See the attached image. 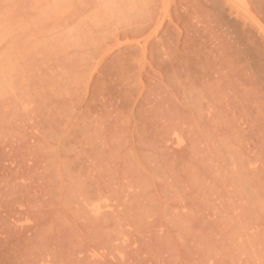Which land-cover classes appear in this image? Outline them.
Here are the masks:
<instances>
[{
    "label": "rangeland",
    "instance_id": "rangeland-1",
    "mask_svg": "<svg viewBox=\"0 0 264 264\" xmlns=\"http://www.w3.org/2000/svg\"><path fill=\"white\" fill-rule=\"evenodd\" d=\"M225 1L0 0V264H264V0Z\"/></svg>",
    "mask_w": 264,
    "mask_h": 264
},
{
    "label": "bare ground",
    "instance_id": "bare-ground-1",
    "mask_svg": "<svg viewBox=\"0 0 264 264\" xmlns=\"http://www.w3.org/2000/svg\"><path fill=\"white\" fill-rule=\"evenodd\" d=\"M217 1H219V0H217ZM224 1H225V0H224ZM226 1H227V0H226ZM226 1H225V2H226ZM238 1H239V0H238ZM240 2H241V1H240ZM240 2H239V3H240ZM223 3H224V2H223ZM237 3H238V2H237ZM221 4H222V3H221ZM243 4H244V3H243ZM223 5H224V4H223ZM245 5H246V4H245ZM241 6H242V3H241ZM243 6H244V5H243Z\"/></svg>",
    "mask_w": 264,
    "mask_h": 264
}]
</instances>
